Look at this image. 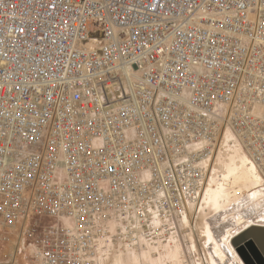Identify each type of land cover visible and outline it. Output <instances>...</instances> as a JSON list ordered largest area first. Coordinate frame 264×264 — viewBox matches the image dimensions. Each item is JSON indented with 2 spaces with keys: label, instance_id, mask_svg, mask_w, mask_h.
<instances>
[{
  "label": "built area",
  "instance_id": "built-area-1",
  "mask_svg": "<svg viewBox=\"0 0 264 264\" xmlns=\"http://www.w3.org/2000/svg\"><path fill=\"white\" fill-rule=\"evenodd\" d=\"M236 146L264 191V0H0V228L29 262L166 242Z\"/></svg>",
  "mask_w": 264,
  "mask_h": 264
},
{
  "label": "bare ground",
  "instance_id": "bare-ground-1",
  "mask_svg": "<svg viewBox=\"0 0 264 264\" xmlns=\"http://www.w3.org/2000/svg\"><path fill=\"white\" fill-rule=\"evenodd\" d=\"M210 176L211 178H209L203 194V203L213 204L215 209L214 212L205 218L208 233L206 246L209 249L210 259H212L213 264H234L239 260L236 254L238 251L229 245L231 241L228 235L231 231L227 230V228L233 226L234 222L243 223L244 218H248V216L253 217L252 219L255 221H264V191L260 188V174L250 157L236 151L234 154L219 157L217 164L213 168V174ZM194 207L195 205L193 204L191 208ZM216 228L219 229V234L216 233ZM231 244L234 247L232 242ZM167 246H169L167 255L159 254L157 261L162 262L165 256H169L179 260L181 263L183 245L181 246V243L174 241ZM146 253L144 254L146 255ZM124 256L120 254L114 264H121L127 257ZM151 256L149 261L154 259L155 263L156 255L152 254ZM240 259H242L241 256ZM134 260L136 262L137 259L135 258ZM139 262L141 261L139 260ZM243 263L245 264L244 261Z\"/></svg>",
  "mask_w": 264,
  "mask_h": 264
},
{
  "label": "rangeland",
  "instance_id": "rangeland-1",
  "mask_svg": "<svg viewBox=\"0 0 264 264\" xmlns=\"http://www.w3.org/2000/svg\"><path fill=\"white\" fill-rule=\"evenodd\" d=\"M240 149L241 148L236 146L235 148L232 149V151L234 152L228 151V152L220 153L218 155L215 163L210 168V172L207 176L208 178H206L204 182V185H203V188H202V191H201V194L198 200L195 202H191V204L189 205L188 212L185 218L183 219L181 228L178 233H176L173 237H171L166 242H163L159 245L153 246V245L148 244V245H142L136 248H122V249H119V246H116L111 256L103 264H114V262L116 261V258L120 254L127 256V257L124 256L126 260L123 258L124 260L122 261L121 264H124V263L126 264H137V263L138 264H156V262L158 263L160 262L161 264H213L212 259H210L211 256L209 255L210 254L209 249L206 246V241L208 239L207 238L208 233H207V227H206L207 223L205 224V218L208 215H210L212 212H214L215 205L206 204L205 202L203 203V194H204L206 186L208 185L209 178H211L210 175L213 174V168L217 164L219 157L234 154L236 151L240 154H243V153L246 154L244 151H242V149L241 150ZM193 204L195 205V207L191 208ZM16 240H17V236L15 234L11 235L8 229L0 228V264H35L32 261L29 262L28 260H26L22 254L18 255L16 253V242H17ZM174 241L176 243H181V246L183 245L182 246L183 253L180 258L182 259V262L180 263L179 260H175L169 256L164 257L165 261L164 259L162 262L157 261L159 254H162L163 256L165 254L167 255L168 253L167 249H169V246L167 245L169 243L171 244ZM232 248L236 250L233 246ZM144 253H146V255H149V256H146ZM150 253L156 255L155 263H154V259H152L153 261L152 260L149 261L151 259L150 257H152L151 256L152 254ZM236 254L239 257L240 262L243 263L242 259H240L239 254L237 252ZM135 258L137 259L136 262L134 260ZM139 260L141 262H139Z\"/></svg>",
  "mask_w": 264,
  "mask_h": 264
},
{
  "label": "water",
  "instance_id": "water-1",
  "mask_svg": "<svg viewBox=\"0 0 264 264\" xmlns=\"http://www.w3.org/2000/svg\"><path fill=\"white\" fill-rule=\"evenodd\" d=\"M232 243L245 264H264V226H251L234 237Z\"/></svg>",
  "mask_w": 264,
  "mask_h": 264
},
{
  "label": "crops",
  "instance_id": "crops-1",
  "mask_svg": "<svg viewBox=\"0 0 264 264\" xmlns=\"http://www.w3.org/2000/svg\"><path fill=\"white\" fill-rule=\"evenodd\" d=\"M229 243H230L229 245L231 246V245H232L231 242H229ZM231 247H232V246H231ZM238 263H239V264H242V263L240 262V260L236 261V263H234V264H238Z\"/></svg>",
  "mask_w": 264,
  "mask_h": 264
}]
</instances>
